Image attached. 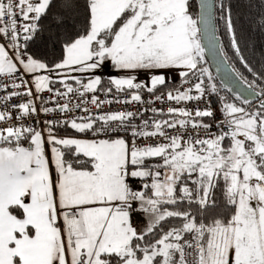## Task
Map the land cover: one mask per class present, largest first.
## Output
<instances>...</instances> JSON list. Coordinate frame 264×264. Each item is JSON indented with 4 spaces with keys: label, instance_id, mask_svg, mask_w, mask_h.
<instances>
[{
    "label": "snow or ice",
    "instance_id": "obj_1",
    "mask_svg": "<svg viewBox=\"0 0 264 264\" xmlns=\"http://www.w3.org/2000/svg\"><path fill=\"white\" fill-rule=\"evenodd\" d=\"M53 7L0 0V264H264V87L255 82L264 73L240 77L247 95L225 83L229 97L207 66L219 56L217 73L235 71L222 22L253 72L226 0H199L197 16L190 0H85L82 29L49 65L28 48ZM63 7L58 25L79 5ZM37 100L53 107L38 110ZM113 103L139 107L102 110ZM38 111L59 115L43 129L24 122ZM59 127L107 138L62 137ZM218 186L230 216L198 220ZM137 212L146 227L134 225Z\"/></svg>",
    "mask_w": 264,
    "mask_h": 264
},
{
    "label": "trees",
    "instance_id": "obj_2",
    "mask_svg": "<svg viewBox=\"0 0 264 264\" xmlns=\"http://www.w3.org/2000/svg\"><path fill=\"white\" fill-rule=\"evenodd\" d=\"M55 7L50 11L52 15L42 21L43 27L37 33L33 41L30 42L28 52L35 58L43 60L49 65L58 62L61 58V42L72 38L76 32L82 29L84 21V4L85 0H76L79 5L70 15L67 22L58 25L57 13L67 14V10L63 7L64 0H53ZM191 12L194 16L199 14V6L197 0H190ZM226 3L232 8V14L238 30L239 42L242 54L252 67L253 72H249L240 63L235 56L233 50L229 47L228 37L224 34L222 22L217 25L218 35L221 37V46L228 57V61L235 72L241 77L246 78L247 81L255 80L253 73L259 75L264 73V24L261 23L264 18V0H226ZM208 66V64H207ZM105 80L107 76L104 77ZM218 89L223 94L226 92L215 80ZM256 84L264 87V81L255 80ZM59 86V85H57ZM259 90V89H257ZM228 96V95H227ZM58 136L68 137H88L93 138L91 133H76L74 130L66 127H59L55 129ZM97 138V137H94ZM27 146V144H25ZM53 177L55 175L53 174ZM189 187H192L189 183ZM215 205L206 209L203 213L197 216V219H203L205 223H211L213 219L226 218L231 214V206L226 205L222 186H218L215 190L214 197ZM193 214L196 215V206H192ZM190 235L186 239H190Z\"/></svg>",
    "mask_w": 264,
    "mask_h": 264
},
{
    "label": "built area",
    "instance_id": "obj_3",
    "mask_svg": "<svg viewBox=\"0 0 264 264\" xmlns=\"http://www.w3.org/2000/svg\"><path fill=\"white\" fill-rule=\"evenodd\" d=\"M30 42H29V44H30ZM165 75L167 77H170L173 83H177V84L179 83V78L176 75L175 71L166 70L165 71ZM105 76H107V74H105ZM138 78L139 79H146L147 78V74L144 73V72H140ZM25 79H28V77H25ZM3 81H4V78H0V82H3ZM2 95H3V93H0V96H2ZM145 95L147 97V94H145ZM42 96H43L44 100L47 101L49 93L44 92L42 94ZM100 97H101L102 100L104 99L103 94H100ZM26 99L27 98H14L10 103L11 104H15V103H18V102H23ZM210 99L212 101L211 107H212V109L215 112L216 119L218 120V119H220V112L217 110L218 107H219V102H218V100H217V98L215 96L210 97ZM170 103L171 102H167L165 104H161L160 102L157 101V102H154L152 104V106L153 107H157V108H160V107H165L166 108L168 106V104H170ZM178 106H182V105H178ZM188 106L192 107L191 104L188 105ZM3 107H4L3 105H0V109H2ZM37 107H38V110H39L42 107H53V105L51 103H44L43 105H41V102L39 100H37ZM127 107H130L132 111H136L137 107H139V106L138 105L128 106V105L113 103L111 105H105L102 110L103 111H121V112H123L125 110V108H127ZM199 107L204 108V107H206V105L203 102H200ZM93 111H95V109H93ZM58 115H59L58 113H50L48 115H45L42 111H38V115L36 117H34L32 119H25L24 122L26 124H32L33 126H36V127L40 128V129H43L44 128L43 121H45V120H54V119L57 118ZM73 115H86V114L80 113L79 111H75L73 113ZM149 115H151V113H145V116H149ZM208 122H213V121L209 120ZM137 123H139V121H137ZM213 130H215V129H213ZM121 135H126V134L121 133ZM97 138H107V137H97ZM138 143H139V141H138ZM185 252H186L187 259L191 260L192 257H191V255H189V253L191 252V249H187L186 248Z\"/></svg>",
    "mask_w": 264,
    "mask_h": 264
},
{
    "label": "water",
    "instance_id": "obj_4",
    "mask_svg": "<svg viewBox=\"0 0 264 264\" xmlns=\"http://www.w3.org/2000/svg\"><path fill=\"white\" fill-rule=\"evenodd\" d=\"M197 2L199 6V0H197ZM207 61L208 66L215 77V80L229 97H232V93L227 92V90L224 88L225 83H228L232 87L234 92H243L245 95H247L248 89L246 85L242 83V81L240 80V76L235 71L222 70L221 72L217 73V65L220 63L219 56L213 57L212 55H209L207 57ZM228 64L230 65L229 61ZM221 67L222 69H227L228 65H221ZM251 99L253 100V103L258 104V98L252 97Z\"/></svg>",
    "mask_w": 264,
    "mask_h": 264
},
{
    "label": "crops",
    "instance_id": "obj_5",
    "mask_svg": "<svg viewBox=\"0 0 264 264\" xmlns=\"http://www.w3.org/2000/svg\"><path fill=\"white\" fill-rule=\"evenodd\" d=\"M172 71H175V70H172ZM134 186L135 187H139L138 184H136ZM134 206H136V205H134ZM147 219H148L147 216L145 214H143V213L137 212V213H135L133 215L134 225L139 226L140 228L146 227V225H147Z\"/></svg>",
    "mask_w": 264,
    "mask_h": 264
},
{
    "label": "rangeland",
    "instance_id": "obj_6",
    "mask_svg": "<svg viewBox=\"0 0 264 264\" xmlns=\"http://www.w3.org/2000/svg\"><path fill=\"white\" fill-rule=\"evenodd\" d=\"M209 67V66H208ZM115 74V73H114ZM77 75H81V74H78L77 73ZM221 94L222 95H225V94H223L222 92H221ZM227 95V94H226ZM77 138H80V139H95L94 137L93 138H88V137H77ZM74 166L75 167H80V165H76V164H74ZM53 174L55 175V171H54V169H53ZM54 179H55V177H54ZM139 186V185H138Z\"/></svg>",
    "mask_w": 264,
    "mask_h": 264
}]
</instances>
